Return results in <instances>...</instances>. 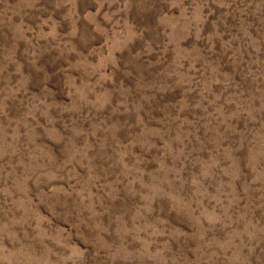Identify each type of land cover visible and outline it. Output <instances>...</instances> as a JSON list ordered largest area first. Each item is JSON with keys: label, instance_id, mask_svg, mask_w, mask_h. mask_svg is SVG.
<instances>
[{"label": "rangeland", "instance_id": "rangeland-1", "mask_svg": "<svg viewBox=\"0 0 264 264\" xmlns=\"http://www.w3.org/2000/svg\"><path fill=\"white\" fill-rule=\"evenodd\" d=\"M0 264H264V0H0Z\"/></svg>", "mask_w": 264, "mask_h": 264}]
</instances>
